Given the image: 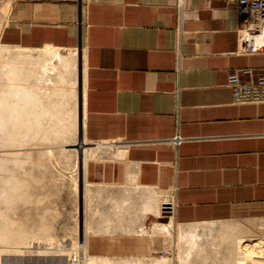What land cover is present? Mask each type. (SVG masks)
I'll return each mask as SVG.
<instances>
[{
    "label": "crops",
    "instance_id": "obj_1",
    "mask_svg": "<svg viewBox=\"0 0 264 264\" xmlns=\"http://www.w3.org/2000/svg\"><path fill=\"white\" fill-rule=\"evenodd\" d=\"M240 23L227 0H0L2 46L85 58V131L97 142L85 166L88 252L145 257L157 247L139 230L160 218L141 215L148 190L170 195L182 224L255 219L264 234V102H235L229 85L233 70L264 66V53L241 51Z\"/></svg>",
    "mask_w": 264,
    "mask_h": 264
},
{
    "label": "bare ground",
    "instance_id": "obj_2",
    "mask_svg": "<svg viewBox=\"0 0 264 264\" xmlns=\"http://www.w3.org/2000/svg\"><path fill=\"white\" fill-rule=\"evenodd\" d=\"M257 41H259V39H257ZM0 45L2 46V44H0ZM9 46L11 47V45H9ZM9 46H6L7 47V49L5 48L6 51L2 52L3 53L2 57L0 56L3 59V61H2V59L0 58L1 59L0 61L4 62V64H5V66L2 65L3 67H0V69L2 68L0 70V81H1V78L3 80V78L6 77V79L8 78V80L4 79L3 80L4 82L5 81L13 82V84L12 83L10 84L8 82H6L7 84L6 83L1 84V82H0V171L2 172V174L0 173V243H1L0 244V250L7 251L6 248H9V250L11 249L12 251H14L13 249L18 250L19 246H17V245L19 243L26 241L27 239H29L30 236L35 237L37 234L40 236H41V234L42 235L49 234L50 229H51L50 226H52L51 224L45 225L46 223H44L45 221H43V223L40 222V225L37 226L38 228L37 227L36 228H30L31 225L33 226V224H30V226H28L29 227L28 228V227H26V225H24V223H23L24 220L18 219V217H19L18 214H17V216H18L17 219L14 218L16 216H14L13 213L16 212V210H19L18 208L19 207L21 208V205L24 207L23 204H26V203L29 204V201L33 202V200L39 199L37 197H35L36 199H34L35 195H34V193H33L34 191L32 189L34 187V184L36 183L35 178H33V180H32L31 178L28 179L26 177H22L21 175L19 177V174L17 173L19 171V170L17 171V168L19 169L21 166L24 165V163L25 164H26V162L35 163V159H37V158L34 157V154H32L30 150L33 148H36V146L40 143H43V144L46 143V145L40 144L41 146H49V147L51 146L52 148L54 146H57V147L62 146V145H59L58 143L57 144L51 143L53 145H50L49 142H58V141L59 142L60 141L66 142L68 137H71V136H73V134L79 132V135H80L81 141H82L81 144H83L82 147L83 146L84 147L82 148L81 160L76 165V168L78 171V176H77V181H76L75 185H76V191L79 192V196H80V198H82V201L87 202V197H88V195H91L90 193H91L92 189L87 188L89 184L87 183L86 178H85V166H86L87 158L91 155V154H89L90 153L89 148L92 149V148H96V147H94L95 144L89 145V141H88V138L86 136V131H85V123H86V89H85L86 65H85V58L83 55H81V51H77L74 49L58 48L55 46H52L53 47L52 49H46V46H44L45 49H42L44 47L40 48L43 51L42 50L41 51H29L31 48L30 49L26 48V49H29L27 53H23V51H25V50L20 51L21 49L19 50L21 52L20 53L17 51V49L14 50L15 49L14 47H16V46L13 47L14 49L11 47L13 50L9 49L8 48ZM20 48H22V47H20ZM22 49H24V47ZM37 49L39 50V48H37ZM2 50H4V46L2 47ZM45 50H46V52H44ZM68 50L74 51L72 53H74L73 55L75 56L76 63H77V65H76V67H77L76 90H74V86L70 84L71 82H69L70 81V79H69L70 71L73 70L72 73H75V71H74L75 69L73 68V65L75 63L74 64L72 63V60H71L72 57L71 56H67L66 54H64L65 53L64 51H68ZM70 53H71V51H70ZM2 62H0V65L3 64ZM75 75H76V73H75ZM1 76H4V77H1ZM39 76H40V80H41V78H43L44 82H46V84L50 83L51 88H48V85H47V89L44 88V90H41L40 88H38V86L33 85V83L31 82V79L32 78H39ZM69 84H70V86H69ZM40 85H42V84H40ZM44 85H45V83H44ZM73 91H76V93H77V101H78L79 114H80L79 119H77V121L79 122L77 125L78 128H77V126L75 128L77 130V132H74V131H76V130H74V126H75L74 124H75L77 115L76 116H65L66 112L68 115V113H73V110H74V107L73 108L68 107V109L65 108L66 105L69 106L68 103H70V102L73 103V101H71V100L69 101L67 98V95L71 94V92H73ZM66 98H67V100H66ZM74 103H77V102L75 101ZM70 106L72 107V105H70ZM66 110H68V111H66ZM76 110L78 111V108ZM69 115H71V114H69ZM77 121H76V123H77ZM35 143L36 144L38 143V144L36 145ZM33 144H35L36 146H33ZM29 145H31V146H29ZM37 147H40V146H37ZM32 152H33V150H32ZM47 153L49 154L50 157L53 158L54 150H41V152L36 156L37 157L41 156V158H42V155L43 154L47 155ZM93 154H94V151H93ZM42 159H44V158H42ZM38 163H41V162H39V160H38ZM3 172H6V173L3 174ZM29 172L32 173V171H29ZM22 173L24 174V171ZM65 173H67V172L65 171L63 174H65ZM88 189H89V191H88ZM136 189H138V188H136ZM150 189H152V188H150ZM103 190H105V189L103 188ZM148 191H149L148 193H143V196H141V198H142V197L146 196L145 194H147L148 196H146V197L149 198V199H147V202H145V201L141 202V205L142 204L144 205V206L143 205L141 206V208L143 207L144 211L140 208L141 209L140 211L144 212L143 213L144 215L143 214H141V215L145 216V213L147 211L156 213L157 215H160V216L164 215L163 214L164 211L162 208L163 204L168 202L171 199V196L170 195L169 196H163V198H161L162 196L160 197V195L158 193L156 194L155 192H153L154 190H152V191L148 190ZM144 192H146V191H144ZM137 193H138V191H137ZM99 195H100V193H99ZM125 196L126 195H124V197ZM93 198L94 197H92V199ZM127 198H128V196H127ZM127 198H126V200L124 199V203H126L127 200L129 201V199H127ZM143 199H146V198H143ZM140 200H142V199H140ZM114 201H117V200H114ZM122 202H123V200H122ZM122 202L117 201L119 207L121 205L120 203H122ZM144 202H145V204H144ZM19 204H21V205H19ZM46 205H47V201H46ZM98 205H99V203H98ZM129 205H130V203H129ZM109 206H111V205H109ZM116 206H114V207H116ZM134 206H136V205H134ZM139 207H140V205H139ZM80 208L81 209H79V210L81 212L80 211L79 212L81 214L85 210V203H84V205L82 204V206ZM120 208H122V205ZM115 210H117V209H115ZM138 210L139 209H137V211ZM121 211L123 212V210H121ZM133 211H135V210H133ZM124 212L126 213L127 210ZM135 213H137V212L135 211ZM140 213H142V212H139V215H140ZM11 214H13V215H11ZM83 214H84V212H83ZM132 214H134V213H132ZM115 215H117V214H115ZM127 215H128V213H127ZM141 215L139 217H141ZM98 216H100V215H98ZM168 217L170 218L168 221H156V222H154L153 225H150L149 227H152L151 232L169 233L170 237L172 236L174 238H177L176 241L179 240L178 242L185 239L188 242V244L189 243L197 244L198 242L200 243V237L199 236L203 235L200 233L205 231V234L206 233L212 234L211 238L208 239L209 241L212 240V241H210V243L212 242L214 244L216 239H218L217 238L218 236H220V239L222 237L223 241H225V247L226 248L224 249V245H223L224 250L218 249V251H219L218 255L221 254V256L224 258V261L222 262V264H264V259H258L259 257L264 258V240H263V238L262 237L256 238L255 240L252 241L251 238L244 237V235H242V234H244V232L247 229L244 228V226H241L240 222L237 223L236 221H231V222L228 221V222H217L216 223V222L211 221L210 223H208L207 221H205V223L204 222L203 223H200V222L197 223L196 222V223L182 224L180 222H177V220L175 218V214H174V209L171 213H169ZM42 218H44V216ZM113 218H114V216H113ZM116 218H117V216H116ZM111 219L109 221H111ZM41 220H43V219H41ZM85 220H86L85 217L80 216V221H78L79 227H80L79 228L80 232L78 233L77 236L75 234H74L75 236L71 235V237L68 238L69 240L64 242V243L67 242V244L66 245L63 244L64 248H65V249H63L64 252H66L68 254L70 251H72L74 253V258H71L70 261L67 262L68 264H74L72 262L74 260L75 261L79 260L77 262V264H162L161 260H158V258H157V260L150 261V259H148L149 261L148 260L145 261V259H147V258H145L144 256L143 257L142 256L141 257H136V256L135 257H133V256L132 257H111V256L103 255V254H95V253L88 252L89 250L87 249V239H88L87 234L89 232L90 227L87 225ZM106 220H105V222H106ZM120 222H122V221H120ZM123 222L125 223V221H123ZM100 223H101V221H100ZM110 223H112V222H110ZM110 223H109V225H111ZM117 223H116V225H117ZM134 223H135V221H134ZM26 224L28 225V223H26ZM107 225H108V223H107ZM39 226H41V227L39 228ZM95 226H97V225H95ZM127 226L128 225L126 224V227ZM200 227H204V228H200ZM104 228H106V227H104ZM145 228H146V225L142 224L139 227V230L142 232H146ZM107 229H106V231H107ZM139 230H138V232H139ZM113 231H115V230H113ZM121 231H123V230H121ZM130 232H132V231H130ZM45 235L43 237L46 238ZM49 235H47V237ZM51 235H52V233H51ZM51 235L49 238H51ZM37 236H36V238L39 239ZM41 238H42V236H41ZM53 238H54V236H53ZM48 240H50V239H48ZM31 242H32V240H31ZM206 243H208V242H206ZM188 244L186 246H188ZM191 244H190V246H191ZM214 245L216 247L218 246V244L217 245L214 244ZM20 246L21 247L19 249L21 251V248L23 246H22V244ZM186 246H184V247L186 248ZM187 248H189V247H187ZM57 249L59 251V248H57ZM181 249H182V247H181ZM185 251H187V250H184L183 252H185ZM2 252H4V251H2ZM193 252L194 251H192L190 253L192 254ZM14 253H15V251H14ZM59 253H61V252H59ZM187 253H188V251H187ZM0 255H2V254H0ZM202 257H204V256H202ZM202 257L200 258L201 263H202ZM186 258H187V256H186ZM194 258H196V257H194ZM68 260H69V257H68ZM169 260H168V264H176L175 263L176 261L174 259L173 260L171 259L170 261ZM178 261H179V264H182L183 260H181L179 258ZM204 262H205V260H204ZM189 263H190V261H189ZM189 263H187V264H189ZM192 263H193V261H192ZM197 263H199V262H197Z\"/></svg>",
    "mask_w": 264,
    "mask_h": 264
},
{
    "label": "rangeland",
    "instance_id": "obj_3",
    "mask_svg": "<svg viewBox=\"0 0 264 264\" xmlns=\"http://www.w3.org/2000/svg\"><path fill=\"white\" fill-rule=\"evenodd\" d=\"M0 47H1L0 48L1 49L0 50V56L2 57V54H3L2 52L6 51L7 47L4 46V50H2L3 46H0ZM11 47L13 48L14 46H11ZM11 47L9 46L8 48L11 50H13L15 48L14 50L17 49L18 52L23 51V50H25V51L27 50L26 52L23 51V53H27L29 50V49H22L19 47H18L19 48L18 49L17 46L14 47L13 49ZM52 48H53L52 46H46V49H52ZM42 49H45V47ZM42 49H40V48H39V50L38 49H30L29 51H41ZM70 51H71V53H70ZM44 52H46V50ZM64 52H65L64 54H66L67 56H71L72 57V59H71L72 63L73 64L75 63L74 65L73 64L72 65H73V68L75 69L74 71H75L76 75H75V73H72L73 70H71L70 76H69V79H70L69 82H71L70 84L73 85L74 90H76V83H77V67H76V65H77V63H76L75 56L73 55L74 53H72L74 51L68 50V51H64ZM2 61H3V59H2ZM2 61H0V62H2ZM2 63L3 64H1L0 67H3L2 65L5 66L4 62H2ZM1 77H4V76H1ZM4 79H6V77L3 78V80ZM3 80L1 78V81H0L1 84L2 83L5 84L6 82H8V81L4 82ZM6 80H8V78ZM31 82L33 83V85L38 86V88H40L41 90H44V88L47 89V85H48V88H51V86H50L51 84L50 83L46 84V82H44L43 78H41V80H40V76H39V78H32ZM8 83L13 84V82H11V81H9ZM44 83L46 86L44 85ZM40 84H42L43 86ZM70 84H69V86H70ZM67 98L69 101L70 100L73 101V103L72 102L68 103L69 106L66 105L65 108L68 109V107L69 108L74 107L75 111L73 110V113H68V115L66 112L65 116H76L77 115L76 116V121H77V119H79L80 114H79V106H78L76 91H73V92H71V94H68ZM67 98H66V100H67ZM75 101L77 103H74ZM70 105H72V107ZM76 107L78 108V111L76 110L77 109ZM66 111H68V110H66ZM69 114H71V115H69ZM76 121L74 124L75 125L74 130H76L75 128L79 123L78 121L76 123ZM77 128H78V126H77ZM74 132H77V130ZM49 143H50V145H53L51 143H54V144L58 143L59 145H62V146H59V147L54 146L52 148L51 146L50 147L49 146H41L40 144H43V143H40V144L37 143L38 145L35 143L37 146H40V147H37L35 144H33V146H36V148H33L30 150L31 153L34 154V157L37 158V159H35V163L26 162V164L24 163V165H23L24 167L21 166L20 167L21 169L17 168V171L21 170L20 172L19 171L17 172L19 174V177L21 175L22 177H26L28 179L31 178L32 180H33V178H35V182L37 184L34 182L36 185L34 184V187L32 188L34 192L33 191L32 192L35 195L34 199H36L35 197H37L39 199L41 198L40 199L41 201L39 199L38 200L36 199L37 201L33 200V202L29 201V204L28 203H26L27 205L23 204L24 207L21 204H19V205H21V208L19 207L18 208L19 210H16V212H14L13 214H14V216H16L14 218L17 219V217L19 216L18 217L19 220L22 219L26 223H28V225H27L23 221V223H24V225H26V227L30 226V224H33L34 227L31 225L30 228H36L38 225H40V222L43 223V221H45L44 222V223H46L45 225L51 224L52 226H50L51 227L50 233L48 232L50 235L52 233L51 238H49L50 237L49 234H46V235L44 234L46 236V238H45V237H43L44 235H42L40 233L42 238L40 235L37 234L38 236L37 235L36 236L39 239H37L36 236L35 237L30 236L29 239H27L26 241L19 243L17 245V246H19L18 250L13 249L15 251V253L11 249H10L11 250L10 251L9 248H6V250L8 252L10 251L9 253L5 250H0V254H2V255H0V264H68L67 262L70 261L71 258H74V253L72 251H70L71 253L69 252L68 254L66 252H64V250H63V249H65L64 245L67 244V242L66 243H64V242L69 240L68 238L71 237V235L77 236L78 233L80 232V229H79L80 227H79V223H78V221H80V216H83L86 218L85 221H86L87 225L90 227L89 232L87 234V237L90 235V233L94 232V228L91 224V221H92L93 216H94V207H93V199H92V197H94L93 196L94 194H92V190H91V193L89 192L91 195L87 194L88 195L87 202L86 201L83 202L82 198H80V196H79V192L76 191V185H75V183L77 181V176H78V171H77L76 165L81 160L82 148L84 147V146L82 147L83 144H81L82 141H81V137L79 135V132L73 134V136H71V137H68L66 142L65 141L64 142L58 141V142H49ZM95 143H97V142L89 141V145L90 144L94 145ZM43 145H46V143ZM29 146H31V145H29ZM89 149H88L90 152L89 154H92L94 148H92V149L89 148ZM32 150H33V152H32ZM41 150H54L53 158L50 157L48 153H47V155H44V154H43L44 156L42 155V158H44V159H42L41 156H39L40 158L37 157L36 155H38L41 152ZM96 155L97 154H95V156L92 158H95ZM38 160L41 163H38ZM22 170L24 171V174L26 173L25 175L22 173L23 172ZM28 170L32 171V173L29 172ZM65 171L67 172V173H65L66 175L63 174ZM0 173L2 174L1 171H0ZM4 173H6V172H3V174ZM90 186L91 185H88L87 188L91 189ZM89 189H88V191H89ZM46 201H47V205H46ZM84 203H85V210L83 211L84 214L82 212L81 213L82 215H81L80 214L81 211L79 209H81L80 207L82 206V204L84 205ZM13 214H11V215H13ZM17 214H18V216H17ZM163 214L164 215H161L160 218L148 221L146 224V228H145L146 232H145V234L141 235V236H144L146 238H150L151 242H153L155 245H157V247H155L152 251L150 250L145 255V258H147V259L144 258L145 261H147L148 259H150V261L157 260V258H158V260H161L162 264H168L169 259L170 260L174 259L176 261L175 263L178 264V260L180 258L181 260H184V261L186 259V261H188V263L190 261L189 264H195V263L200 264L201 263L200 258L202 256H204V257H202V263L203 264H222V262L224 261V258L221 256V254L218 255L219 254L218 249L224 250L226 247H225V241H223L222 237H221V239H222L221 240L220 236L217 237L218 239H216V241L214 243L216 245L218 244V246L216 247L212 242L210 243V241H212V240H210V241L208 240L209 238H211L212 234H207V233L205 234V231H203L200 233L203 235L199 236L200 237V243L198 244L197 247L191 248L192 249L191 250L190 248H185V247L181 249L182 244L183 245L186 243L188 244V242L185 239L178 242L179 240L176 241L177 238H174L172 236L170 237L169 233L151 232L152 227H149V226L153 225L154 222H156V221H168L170 219L168 217L169 214H166V213H163ZM43 216H44V218H42ZM40 218L43 220H41ZM222 221H230V222L236 221L237 223L240 222L241 226H244V228L247 229L244 232V234H242V235H244V237L251 238L252 241L255 240L256 238H261V237L264 240V234L257 233L254 229L256 224L258 223L257 220H255V219H230V220H222ZM216 222H221V221H216ZM200 223H203V222H200ZM40 227L41 226H39V228ZM200 228H204V227H200ZM47 235H49V236L47 237ZM53 236H54V238H53ZM30 239L32 240V242ZM48 239H50V240H48ZM205 241L208 243H206ZM21 244L23 247L21 248V251H20L19 248L21 247L20 246ZM223 245H224V249H223ZM57 248H59V251ZM184 250H187L189 254L187 253V251L183 252ZM2 251H4V252H2ZM189 251L190 252L194 251V252L191 254ZM59 252H61V253H59ZM186 256H187V258H186ZM68 257H69V260H68ZM194 257H196V258H194ZM258 259H264V258L259 257ZM204 260H205V262H204ZM78 261L74 260L72 262L74 264L75 263L77 264ZM191 261H193V263ZM197 262H199V263H197ZM184 264H187V263H184Z\"/></svg>",
    "mask_w": 264,
    "mask_h": 264
},
{
    "label": "built area",
    "instance_id": "obj_4",
    "mask_svg": "<svg viewBox=\"0 0 264 264\" xmlns=\"http://www.w3.org/2000/svg\"><path fill=\"white\" fill-rule=\"evenodd\" d=\"M227 1L237 6L241 18L239 27L241 51L264 53V0ZM229 85L233 89L235 102H264V66L233 70L229 75ZM182 139L176 134L173 141L178 144ZM162 208L163 213H171L174 209L172 201L164 203Z\"/></svg>",
    "mask_w": 264,
    "mask_h": 264
}]
</instances>
